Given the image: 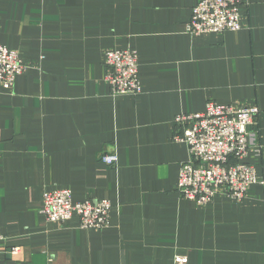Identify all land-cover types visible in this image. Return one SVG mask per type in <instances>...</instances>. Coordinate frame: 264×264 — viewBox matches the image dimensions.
Returning <instances> with one entry per match:
<instances>
[{
    "label": "crops",
    "instance_id": "0c3cea01",
    "mask_svg": "<svg viewBox=\"0 0 264 264\" xmlns=\"http://www.w3.org/2000/svg\"><path fill=\"white\" fill-rule=\"evenodd\" d=\"M197 2L0 0V43L27 66L0 85V264H264V0L241 6L240 30L191 35ZM115 48L138 51L141 93H112ZM209 101L260 108L262 153L246 161L261 182L240 201L199 205L178 190L189 152L175 117ZM53 189L109 199L110 226L49 221Z\"/></svg>",
    "mask_w": 264,
    "mask_h": 264
},
{
    "label": "built area",
    "instance_id": "2783aa9c",
    "mask_svg": "<svg viewBox=\"0 0 264 264\" xmlns=\"http://www.w3.org/2000/svg\"><path fill=\"white\" fill-rule=\"evenodd\" d=\"M247 0H198L192 9L186 31L191 35L242 28L241 6ZM105 80L114 95H137L142 92L139 54L133 49H111L105 56ZM27 69L18 50L0 43V85L11 89L17 77ZM260 113L258 106L235 107L209 101L203 112L181 113L175 117L173 139L188 146L189 159L179 168L178 190L196 204L212 202L217 195L240 201L250 187L261 182L256 168L246 161L250 152L262 153V145L250 127ZM102 161L116 165V154H104ZM112 202L109 199L75 201L70 189L46 190L42 212L51 222L65 224L76 217L80 227L101 230L110 226ZM4 239L0 227V248ZM16 246L11 254L20 252ZM178 255L174 264H187Z\"/></svg>",
    "mask_w": 264,
    "mask_h": 264
}]
</instances>
